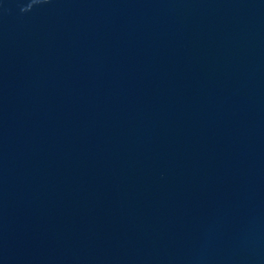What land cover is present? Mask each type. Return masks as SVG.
<instances>
[{
  "label": "water",
  "instance_id": "95a60500",
  "mask_svg": "<svg viewBox=\"0 0 264 264\" xmlns=\"http://www.w3.org/2000/svg\"><path fill=\"white\" fill-rule=\"evenodd\" d=\"M0 264H264V0H0Z\"/></svg>",
  "mask_w": 264,
  "mask_h": 264
}]
</instances>
